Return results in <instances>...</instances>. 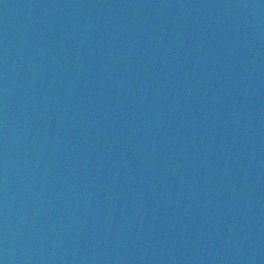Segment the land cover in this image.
Listing matches in <instances>:
<instances>
[{"label": "water", "instance_id": "1", "mask_svg": "<svg viewBox=\"0 0 264 264\" xmlns=\"http://www.w3.org/2000/svg\"><path fill=\"white\" fill-rule=\"evenodd\" d=\"M0 264H264V0H0Z\"/></svg>", "mask_w": 264, "mask_h": 264}]
</instances>
